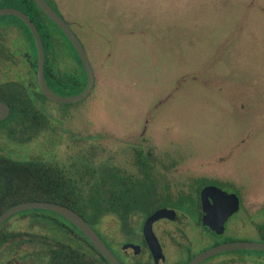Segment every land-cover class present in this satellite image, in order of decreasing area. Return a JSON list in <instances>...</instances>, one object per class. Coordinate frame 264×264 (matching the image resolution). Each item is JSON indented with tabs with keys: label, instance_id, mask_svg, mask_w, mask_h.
<instances>
[{
	"label": "rangeland",
	"instance_id": "1",
	"mask_svg": "<svg viewBox=\"0 0 264 264\" xmlns=\"http://www.w3.org/2000/svg\"><path fill=\"white\" fill-rule=\"evenodd\" d=\"M48 1L83 43L95 83L78 103L52 102L51 120L37 117L39 131L26 127L25 138L13 140L11 150L28 156L26 173L40 182L46 169L61 170L76 187V211L119 247L144 242L146 218L113 206L115 193L129 206L147 195L153 207H175L194 223L191 198L203 183L240 194L249 212V233L227 230L222 241L264 244V0ZM0 23L22 24L14 16ZM22 27L12 50L35 57V43ZM51 31L48 65L53 60L58 74L52 84L61 96H76L87 85L86 73L71 45ZM61 119L65 135L58 130ZM137 146L152 151L146 169L136 161ZM24 214L2 230L9 235L0 238V264H44L49 247L39 237L66 239L44 219L50 214ZM179 223L154 225L168 264L187 260L189 248L178 245L186 244ZM194 233L193 253L214 244L201 229ZM17 246L21 256L7 258ZM226 258L264 264V251L225 252L202 264Z\"/></svg>",
	"mask_w": 264,
	"mask_h": 264
},
{
	"label": "flooded vegetation",
	"instance_id": "2",
	"mask_svg": "<svg viewBox=\"0 0 264 264\" xmlns=\"http://www.w3.org/2000/svg\"><path fill=\"white\" fill-rule=\"evenodd\" d=\"M22 26H24L28 30L33 42L35 43L34 38L31 34L29 28L27 27V25L25 23H22V24H20V23H17V24H9V23L2 24V23H0V108L3 109L6 106L9 108L8 117L0 120V205H7L11 202L12 199H19L21 197H25V194H26L25 173H26V165H27L28 156L25 153V151L21 152V151H17V150L16 151L11 150V145H12L11 143L13 142V140L25 138L26 127L35 133H36V131H39L40 126H37L34 123V121L37 119V117H40L42 119L44 117V123L47 122L48 120H51L50 116H51V114L53 115V110L51 109V106H53L52 102H55V101L48 99L46 96H44V94L41 92L40 87L38 85V80H37V63H38L37 49H36V56L35 57H34V55H27L26 53H22V55H18L16 53L14 54V52L12 50L11 46H12V41L14 39L13 37L19 36V34L20 35L24 34L22 32L23 31ZM43 26H51L52 29L53 28L55 29V32L57 31L56 32L57 35H59V36L61 35V37L65 38V40L73 48V50H74V52L78 58L79 64L82 65L80 58L78 57L73 45L70 43L68 38L64 35V33L55 24H44ZM52 26H56L57 28L52 27ZM69 26L71 28L70 24H69ZM57 29H59L60 34L58 33ZM38 31H39V29H38ZM72 31L74 32L73 29H72ZM39 33L41 35L40 31H39ZM74 34H75V32H74ZM26 42H28V40H26ZM43 43H44V41H43ZM82 45H83V43H82ZM83 47H84V45H83ZM44 48H45V45H44ZM45 55H46L45 68H44L45 80H46L47 84L49 85V87L55 93H57L56 90L54 89V85L52 84L53 81L58 80L57 68H56V65L54 66L53 60H51V59L49 61L50 62L49 65H48V54H47L46 48H45ZM70 66H72V68L74 69V63L70 64L69 67ZM83 69H84V67H83ZM84 71H85V69H84ZM17 74L21 75V77L27 81V83H28L27 86L18 80ZM86 77H87V75H86ZM58 95H60V94H58ZM55 103H57V102H55ZM50 112H52V113H50ZM1 115H3V114H1ZM61 120H62L63 124L58 126V130L60 131L61 135H65L68 133V129L66 128L67 125L65 123V119H61ZM47 124L48 123H46L45 125H47ZM139 148H141V146H137L134 150V155L136 157V161H137L136 150ZM142 154L144 156L149 155V151L145 152L143 150ZM12 173L18 174L19 177L16 179V177ZM208 186L217 187L216 185H213V184H207V183L204 184L203 183L202 185H200V187L195 192L194 196H196V198H191V200H193V204L190 206H191L193 217L195 218L194 223L191 222L184 214H182V212L179 209H177L175 207H172V206L163 207V206H161L155 210V211H157V210H161V209H167V210H173L176 213V216L173 220H171L170 218H164V219L158 220L157 222H159V221L174 222V223L180 222L179 224H182L181 226L178 227V229H179L180 237L182 236V238H184L186 240V244H181L178 242V245L181 248L185 247V246L187 248H189L187 260L183 264L188 263L193 257H195L196 255H198L199 253H201L207 249H210V248L217 246L219 244H222V243H226L225 241H222V238H223L224 234L227 232V230L228 231L230 230V232L234 233L237 236H240L244 233H247V234L249 233V212H248V209H246L247 207L245 205V201L243 200V198L241 197L240 194L229 193V192L224 191L221 188L220 189L223 192H225L227 195H235V197L238 199V203H239L238 210L228 218V220L226 222L224 234L221 238H217V237L213 236L203 227V217L205 216V211L203 208L201 193H202L203 189L208 187ZM189 196H193V195H189ZM189 199H190V197H189ZM161 201H165V200L162 199ZM175 202H177V201H175ZM19 203H22V202H18L17 204H19ZM210 204L211 205L213 204V200H210ZM12 206H14V205H12ZM155 211H153L149 216H151ZM25 212L26 211L13 215L0 227V238L6 239L8 237V235H9L8 233L3 234V232H2V230L8 225V222L11 220H14L16 217L21 218L22 216H25V214H24ZM157 222H155L154 225ZM154 225H153V230H154ZM196 228L201 229L203 233H205L209 237L213 238L214 244L205 250H202L198 253H193V251H191V249L193 246V240H194V235H195L194 231ZM186 229H190L193 232V235L190 236L188 233H186V231H185ZM95 231L99 234V236L102 238V240L106 243V245L109 247V249L114 253V255L117 257V259L122 264H127L128 262L125 263L123 260H121L119 255H121V257H123L124 259L125 258H127V260L131 259V264H155L153 257H152V254H151V252H150V250L146 244V241L144 239L143 232H142V235H143L144 242L139 241V242L134 243L132 240H128V241H126V243L124 245L119 247V246H116V244L114 243L113 240L107 238L102 233V235L106 239H108V241H110L112 243L110 246V244H108L105 241L103 236L96 229H95ZM155 235H156V232H155ZM156 236H157L159 243L162 247V251H163V254H164L165 260H166V255H165V251H164V248H165L164 239L162 238V241L164 242V245H163V243L159 239V236L158 235H156ZM13 239H15V237H13ZM231 242H240V241L238 240V241H231ZM126 245L138 246L140 248L139 253L137 255L130 254L126 249H124V246H126ZM113 246L115 248H117L116 251L113 248ZM163 246H164V248H163ZM14 249H15L14 255H16L15 252H17V254L19 253L21 256V252H23V250H21V248H19L18 246H17V248H14ZM140 256H144V259H141ZM210 258H212V257H210ZM210 258H208V259H210ZM225 260L226 261H223L221 263L220 262H214L211 264H225L227 262H230V264H232V263L241 264V263H236L234 261V259H232V258H226ZM166 262H167V260H166ZM202 263H200V264H202ZM167 264H168V262H167Z\"/></svg>",
	"mask_w": 264,
	"mask_h": 264
},
{
	"label": "water",
	"instance_id": "3",
	"mask_svg": "<svg viewBox=\"0 0 264 264\" xmlns=\"http://www.w3.org/2000/svg\"><path fill=\"white\" fill-rule=\"evenodd\" d=\"M37 7L64 33L70 43L73 45L80 61L85 69L87 75V85L82 93L64 97L55 93L47 84L45 80L44 68H45V48L41 35L33 23V21L21 10L16 8H0V17L2 16H14L20 19L29 28L37 49V80L41 92L48 99L61 104H75L84 100L94 88L95 78L91 68L89 59L86 55L85 49L74 34L72 29L66 20L51 6L48 0H33ZM3 114V115H1ZM9 115V108L6 106L3 109L0 108V120L5 119ZM203 202V208L205 216L203 217V227L213 236L221 238L224 234L226 222L228 218L238 210L239 203L235 195H227L220 188L215 186H208L203 189L201 193ZM210 200H213V204H210ZM42 210L53 212L75 226L89 241V243L108 261L109 264H122L114 253L109 249L106 243L102 240L95 229L87 222V220L79 214L75 209L67 206L54 203V202H42V201H27L11 206L0 215V227L13 215L24 211ZM176 216L175 211L161 209L155 211L149 216L143 226V235L146 244L152 254L155 264H167L165 256L162 251V247L159 243L157 236L154 233L153 225L160 219L170 218L173 220ZM130 254L137 255L140 248L135 245L124 246ZM264 251V244L252 243V242H226L207 249L195 257H193L186 264H200L206 259L215 255L231 252V251Z\"/></svg>",
	"mask_w": 264,
	"mask_h": 264
},
{
	"label": "trees",
	"instance_id": "4",
	"mask_svg": "<svg viewBox=\"0 0 264 264\" xmlns=\"http://www.w3.org/2000/svg\"><path fill=\"white\" fill-rule=\"evenodd\" d=\"M5 7L16 8L24 12L41 32V37L44 41L45 48L48 47L50 53L52 52L53 45L51 40L53 39V33L51 31V26L43 25L54 23L37 7L33 0H0V8ZM15 18L18 19L17 17ZM18 20L23 23L20 19ZM52 27L57 28L56 26ZM57 30L59 31V29ZM142 153V148L136 150L137 162L140 165V168L146 169L148 167V165L146 164V158L152 155V151L150 150L149 155L146 156H144ZM12 174L16 177V179L19 177L18 174ZM113 177L117 180L118 183H122V180L119 177ZM36 179L37 177L35 176V174H32L29 171L28 173H25V197L12 199L11 202L7 205H0V214H2V212H4L10 206L23 201L54 202L67 206L69 208H73L75 210L76 208H78V197L77 193L74 191L76 190L74 182H71L69 179H67L61 170L46 169L45 173H42L40 176V182ZM115 179L112 181L114 185ZM119 192L114 194L116 198L114 197V203H112V205L118 206L124 214L131 213V215H134L141 212L143 217L147 218L153 211L157 209L156 207H153V203L150 201V198L147 195H140L138 204L131 203V205L129 206L123 199V197L125 198L124 194ZM116 195H120L121 197H123H117ZM131 200L132 199L128 201L130 202ZM124 203L126 205H124ZM32 211L50 214L51 216L44 219H46L53 226L57 225L60 228L59 231L61 232V235L63 234V236L66 237L65 241H55L52 239L53 242L51 243H49L50 238H48L47 236L39 237V239L42 240L43 245L47 244V246L49 247L46 253L47 259L45 260L44 264H109L108 261L89 243L84 235L66 219L49 211ZM99 211L98 213H102L101 211ZM82 212L84 211L82 210ZM80 214L91 225L90 221H88V219L84 215L85 212ZM91 226L93 227V225ZM259 233L264 236V225L259 228ZM14 250L15 249L13 248L10 251L7 258L10 259Z\"/></svg>",
	"mask_w": 264,
	"mask_h": 264
}]
</instances>
